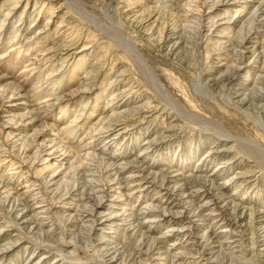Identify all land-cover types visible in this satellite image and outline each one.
Returning a JSON list of instances; mask_svg holds the SVG:
<instances>
[{"label":"rangeland","instance_id":"rangeland-1","mask_svg":"<svg viewBox=\"0 0 264 264\" xmlns=\"http://www.w3.org/2000/svg\"><path fill=\"white\" fill-rule=\"evenodd\" d=\"M0 177V264H264V0H0Z\"/></svg>","mask_w":264,"mask_h":264},{"label":"bare ground","instance_id":"bare-ground-1","mask_svg":"<svg viewBox=\"0 0 264 264\" xmlns=\"http://www.w3.org/2000/svg\"><path fill=\"white\" fill-rule=\"evenodd\" d=\"M223 1V0H222ZM227 1L228 0H226V3H227ZM230 1V0H229ZM224 3V2H223ZM229 3V2H228ZM238 3V2H237ZM244 3V2H243ZM249 3H251V2H249ZM232 5V4H231ZM211 12V11H210ZM211 14V13H210ZM213 14V13H212ZM259 15V14H258ZM245 47V46H244ZM243 47V48H244ZM252 47V46H251ZM246 48V47H245ZM36 64V63H35ZM237 64H239V63H237ZM242 64V63H241ZM32 65V64H31ZM238 65H236V67H237ZM28 68L30 67V66H27ZM239 71V70H238ZM38 89V88H37ZM88 89V88H87ZM208 120V119H207ZM206 121V120H205ZM72 125V124H71ZM220 128V127H219ZM9 129V128H8ZM107 129V128H106ZM100 133V132H99ZM226 135V134H225ZM97 137V136H96ZM224 137V136H223ZM226 138H228V136L226 137ZM46 142V141H45ZM47 143V142H46ZM49 144V143H48ZM239 144V143H238ZM252 144V143H251ZM251 144H246V145H250L251 146ZM259 144V143H258ZM240 145H241V143H240ZM243 145V144H242ZM42 146V145H41ZM60 146V145H59ZM244 146V145H243ZM87 147V146H86ZM150 147V146H149ZM148 147V148H149ZM257 147V146H256ZM45 148H47V147H45ZM250 148V147H249ZM52 149V148H51ZM253 149V148H252ZM254 150V149H253ZM48 152V151H47ZM50 152V151H49ZM93 152V151H92ZM251 152V151H250ZM42 153V152H41ZM55 153V152H54ZM58 153H60V152H58ZM81 153H84V152H81ZM89 153H90V151H89ZM253 153H255L254 151H253ZM258 154H260V153H258ZM57 155V154H56ZM65 155V154H64ZM261 155V154H260ZM61 156V155H60ZM90 156V155H89ZM88 156V157H89ZM93 156V154L91 155V157ZM50 157H51V155H50ZM66 157V156H65ZM261 157V156H260ZM59 158V157H58ZM63 158H64V156H63ZM100 158H103L104 159V157H100ZM54 159V158H53ZM61 159V158H60ZM95 159V158H94ZM55 160V159H54ZM97 160V159H96ZM58 162V161H57ZM103 162V161H102ZM116 162V161H115ZM64 164V163H63ZM116 164V163H115ZM115 164H114V166H115ZM54 165V164H53ZM60 165V164H59ZM57 166V165H56ZM144 165H142V168H144L143 167ZM136 167V166H135ZM138 168V167H137ZM141 168V169H142ZM60 169V168H59ZM170 169V168H169ZM110 171H111V169H109ZM108 170V171H109ZM114 170V169H113ZM143 170H145V169H143ZM142 171V170H141ZM147 171V170H146ZM149 171V170H148ZM113 172V171H112ZM139 172V171H138ZM173 172V171H172ZM90 173V172H89ZM122 173V172H121ZM141 173V172H140ZM143 173V172H142ZM92 174V173H91ZM118 174V173H117ZM137 174V173H136ZM107 175V174H106ZM109 175H110V173H109ZM91 176V175H90ZM99 176V175H98ZM111 176V175H110ZM143 176H145V175H143ZM163 176V175H162ZM113 177V176H112ZM111 177V178H112ZM1 178V177H0ZM55 178V177H54ZM90 178V177H89ZM111 178H110V180H111ZM119 178V177H118ZM4 179V178H3ZM113 179V178H112ZM115 179V178H114ZM150 179V178H149ZM161 179V178H160ZM168 179V178H167ZM2 180V179H1ZM100 180V179H99ZM105 180V179H104ZM144 180V179H143ZM146 180V179H145ZM151 180V179H150ZM89 181V180H88ZM129 181H132V180H129ZM160 181V180H159ZM230 181V180H229ZM49 182V181H48ZM109 182V181H108ZM108 182H107V184H108ZM139 182V181H138ZM161 182V181H160ZM1 183V182H0ZM87 183V182H86ZM99 183V182H98ZM122 183H123V181H122ZM129 183V182H128ZM197 183V182H196ZM166 184V183H165ZM170 184V183H169ZM123 185H125V184H123ZM128 185V184H127ZM138 185V184H137ZM167 185V184H166ZM3 186V185H2ZM4 186H6L5 184H4ZM10 186V185H9ZM13 186V185H12ZM184 186V185H183ZM196 186V185H195ZM201 186V185H200ZM112 187H114V186H112ZM136 187V186H135ZM166 188V187H165ZM5 189V188H4ZM15 189V188H14ZM105 189V188H104ZM103 189V190H104ZM107 189V188H106ZM113 189V188H112ZM115 189V188H114ZM128 189V188H127ZM184 189V188H183ZM193 189V188H192ZM11 190V189H10ZM101 190V189H100ZM172 190H173V187H172ZM2 191V190H1ZM95 191V190H94ZM189 191V190H188ZM9 192V191H8ZM13 192H14V190H13ZM104 192V191H103ZM111 192V191H110ZM190 192V191H189ZM223 192V191H222ZM7 193V192H6ZM8 194V193H7ZM10 194V193H9ZM105 194V193H104ZM104 194H102V195H104ZM101 195V194H100ZM192 195L194 196L195 195V192L194 193H192ZM191 195V196H192ZM209 195V194H208ZM207 195V196H208ZM68 196V195H67ZM107 196H108V194H107ZM196 196V195H195ZM82 197V196H81ZM103 197V196H102ZM106 197V196H105ZM7 198V197H6ZM82 198H84V197H82ZM104 198V197H103ZM108 198V197H107ZM183 199V198H182ZM209 199V198H208ZM10 200H11V198H10ZM21 200V199H20ZM68 200V199H67ZM73 200V199H72ZM184 200V199H183ZM97 201V200H96ZM195 201V200H194ZM24 202H25V200H24ZM12 203V202H11ZM78 203V202H77ZM209 203V202H208ZM30 204V203H29ZM66 204V203H65ZM87 204V203H86ZM179 204V203H178ZM25 205H27V204H25ZM78 205V204H77ZM91 205V204H90ZM181 205V204H180ZM186 205H187V203H186ZM220 205V204H219ZM244 205V204H243ZM15 206V205H14ZM30 206V205H29ZM96 206V205H95ZM109 206V205H108ZM115 206V205H114ZM192 206V205H191ZM235 206V205H234ZM237 206V205H236ZM88 207H89V205H88ZM183 207V206H182ZM200 207V206H199ZM46 208V207H45ZM83 208V207H82ZM85 208H86V206H85ZM92 208V207H91ZM112 208V207H111ZM25 209H27V206H26V208ZM78 209V208H77ZM114 209V208H113ZM181 209H183V208H181ZM210 209V208H209ZM216 209V208H215ZM49 210V209H48ZM86 210V209H85ZM235 212H237L238 210H241V208L240 207H235ZM19 211V210H18ZM29 211H30V209H29ZM92 211V210H91ZM162 211V210H161ZM230 211V210H229ZM242 211V210H241ZM260 211V210H259ZM15 212H16V210H15ZM88 212V211H87ZM94 212V211H93ZM92 212V213H93ZM98 212V211H97ZM167 212V211H166ZM181 212V211H180ZM192 212H193V210H192ZM211 212V211H210ZM214 212V211H213ZM27 213H29V212H27ZM33 213V212H32ZM36 213V212H35ZM51 213V212H50ZM67 213V212H66ZM103 213H105V212H103ZM114 213V212H113ZM178 213H179V211H178ZM182 213V212H181ZM221 214H222V212H220ZM240 213V212H239ZM245 213V212H244ZM96 214V213H95ZM101 214V213H100ZM112 214V213H111ZM199 214V213H198ZM243 214V213H242ZM28 215V214H27ZM32 215V214H31ZM37 215V214H36ZM73 215V214H72ZM75 215V214H74ZM89 215V214H88ZM191 215V214H190ZM190 215H188V216H190ZM204 215V214H203ZM223 215V214H222ZM38 216V215H37ZM85 216V215H84ZM160 216V215H159ZM159 216H157V217H159ZM176 216H177V214H176ZM207 216V215H206ZM225 216V215H224ZM28 216H26V218H27ZM33 217V216H32ZM66 217V216H65ZM95 217V216H94ZM103 217V216H102ZM106 217V216H105ZM156 217V216H155ZM261 217V216H260ZM37 218V217H36ZM51 218V217H50ZM87 218H90V217H87ZM151 218V217H150ZM193 218H195V217H193ZM23 219V218H22ZM34 219V218H33ZM44 219V218H43ZM82 219V218H81ZM114 219H116V218H114ZM127 219V218H126ZM146 219H148V218H146ZM32 220V219H31ZM90 220V219H89ZM113 220V219H112ZM214 220H215V218H214ZM247 220V219H246ZM33 221H35V220H33ZM32 221V222H33ZM39 221V220H38ZM85 221H86V219H85ZM92 221V220H91ZM184 221V220H183ZM200 221V220H199ZM205 221H207V218H205ZM205 221H203V222H205ZM224 221V220H223ZM237 221V220H236ZM241 221V220H240ZM67 222V221H66ZM78 222V221H77ZM89 222V221H88ZM113 222V221H112ZM171 222V221H170ZM222 222V221H221ZM231 222V221H230ZM249 222V221H248ZM259 222V221H258ZM262 222V221H261ZM39 223V222H38ZM80 223V222H79ZM191 224H192V221L190 222ZM31 224V223H30ZM43 224H45L44 222H43ZM80 224H82V222L80 223ZM90 224H91V222H90ZM185 224V223H184ZM210 224V223H209ZM256 224V223H255ZM262 224V223H261ZM261 224H259V225H261ZM27 225H28V223H27ZM223 225V224H222ZM31 226H32V224H31ZM96 226V225H95ZM130 226V225H129ZM174 226V225H173ZM197 226V225H196ZM210 226V225H209ZM208 226V227H209ZM75 227V226H74ZM233 227V226H232ZM32 228H34V227H32ZM80 228V227H79ZM82 228V227H81ZM88 228V227H87ZM174 228V227H173ZM189 229H192V226L190 225L189 227H188ZM201 228V227H200ZM219 228H224V227H219ZM90 229V228H89ZM134 229V228H133ZM228 229H230L229 227H228ZM37 230H39V229H37ZM49 230V229H48ZM81 230V229H80ZM135 230V229H134ZM133 230V231H134ZM186 230V229H185ZM195 230V229H194ZM253 230V229H252ZM40 231V230H39ZM42 231V230H41ZM218 231V230H217ZM261 231V230H260ZM259 231V232H260ZM43 232V231H42ZM196 232H197V230H196ZM258 232V233H259ZM263 232V231H262ZM136 233V232H135ZM186 233V232H185ZM264 233V232H263ZM191 234H192V232H191ZM222 234V233H221ZM220 234V235H221ZM264 235V234H263ZM207 236V235H206ZM217 236V235H216ZM48 238V237H47ZM195 238V237H194ZM193 239V238H192ZM215 239H217V238H215ZM224 239V238H223ZM149 240V239H148ZM210 240V239H209ZM228 240V239H227ZM145 241V240H144ZM119 242V241H118ZM124 242H125V240H124ZM146 242V241H145ZM208 242V241H207ZM227 242V241H226ZM161 243V242H160ZM119 244V243H118ZM121 244H122V242H121ZM126 244H128V242L127 243H125V245ZM142 244V243H141ZM224 244V243H223ZM229 244V243H228ZM105 245V244H104ZM112 245V244H111ZM114 245V244H113ZM187 245V244H186ZM189 245V244H188ZM208 245V244H207ZM211 245V244H210ZM221 245V244H220ZM108 246V245H107ZM119 246V245H118ZM148 246V245H147ZM175 246V245H174ZM199 246V245H198ZM198 246H196V247H198ZM109 247V246H108ZM126 247H127V245H126ZM144 247V246H143ZM171 247H173V246H171ZM192 247V246H191ZM106 248V247H105ZM129 248V247H128ZM193 248V247H192ZM216 248V250H217V247H215ZM214 248V249H215ZM226 248V247H225ZM232 248V247H231ZM120 249V248H119ZM118 249V250H119ZM122 249V248H121ZM130 249V248H129ZM128 249V250H129ZM133 249V248H132ZM177 249V248H176ZM218 249H220V248H218ZM221 249H223V248H221ZM113 250V249H112ZM131 250V249H130ZM129 250V251H130ZM134 250V249H133ZM145 250V249H144ZM194 250H196V249H194ZM109 251V250H108ZM111 251V250H110ZM148 251V250H147ZM160 251V250H159ZM198 251V250H197ZM206 251V250H205ZM117 252V251H116ZM131 252V251H130ZM112 253V252H111ZM122 253V252H121ZM219 253V252H218ZM222 253V255H223V251L221 252ZM132 254V253H131ZM161 254V253H160ZM194 254H195V252H194ZM198 254H200V253H198ZM113 255V254H112ZM138 255V254H137ZM196 255V254H195ZM202 255H205V253H203L202 254V252H201V255L200 256H202ZM232 255V254H231ZM118 256V255H117ZM145 256H147V255H145ZM206 256V255H205ZM224 256V255H223ZM224 257H226V256H224ZM202 258V257H201ZM111 259H112V257H111ZM123 260V259H122ZM149 260V259H148ZM190 260H192V259H190ZM150 261V260H149ZM197 261V260H196ZM129 262V261H128ZM210 262V261H209ZM220 262V261H219ZM233 262V261H232ZM136 263V262H135ZM186 264V263H185ZM188 264V263H187Z\"/></svg>","mask_w":264,"mask_h":264}]
</instances>
